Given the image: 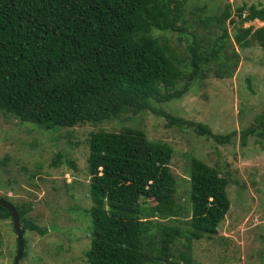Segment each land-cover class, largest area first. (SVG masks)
<instances>
[{
	"label": "trees",
	"instance_id": "obj_1",
	"mask_svg": "<svg viewBox=\"0 0 264 264\" xmlns=\"http://www.w3.org/2000/svg\"><path fill=\"white\" fill-rule=\"evenodd\" d=\"M187 1L0 0V112L57 131L148 110L169 126H196L219 143L230 142L231 135L214 134L208 125L156 104L183 98L211 72L232 77L240 56L227 51L229 24H241L234 41L240 48L253 39L264 48V26L253 34L251 27H242L250 20L264 21V7L252 5L245 16V8L238 7L233 17L227 5L205 16L207 5L180 11ZM193 23L216 29L210 47L200 44ZM154 31L192 37L188 57ZM256 133L254 127L242 131L243 145ZM258 133L264 135V129ZM87 141L92 237L87 263L193 264L191 244L217 233L230 210L231 178L192 157L188 202L183 203L176 197L169 144L150 141L143 130L130 127L98 129ZM14 207L24 235L46 232L28 217L31 205ZM2 219L12 216L0 205ZM180 240L184 250L177 245ZM23 241L26 247L24 236ZM1 246L0 231V254ZM26 255L25 250L22 259Z\"/></svg>",
	"mask_w": 264,
	"mask_h": 264
},
{
	"label": "rangeland",
	"instance_id": "obj_2",
	"mask_svg": "<svg viewBox=\"0 0 264 264\" xmlns=\"http://www.w3.org/2000/svg\"><path fill=\"white\" fill-rule=\"evenodd\" d=\"M206 5L205 16L220 13L230 5L235 17L238 7L245 8V16L252 5L264 7V0H189L180 11L189 13ZM189 18L193 22L195 15ZM263 26L260 19L242 24L245 29L251 27L252 34ZM238 27L241 24H229L231 42L227 51L235 50L240 56L232 77L221 79L211 72L183 98L156 104L176 117L208 125L214 134L231 135L228 143L215 141L196 126H169L164 117L148 110L102 124L83 123L57 131L0 112V197L14 205H31L28 217L46 229L43 234L25 232L27 255L20 264H88L85 254L92 237L87 139L98 129L118 132L126 127L141 129L150 141L172 147L170 169L177 179L176 197L183 203L188 202L192 157L231 178L230 210L217 233L191 244L193 264H264V135L258 133L264 129V48L254 39L240 48L234 42ZM192 30L206 48L217 36L216 29L194 23ZM154 34L169 40L188 57L185 52L192 37L179 38L176 31ZM182 85L183 81L178 87ZM249 127L256 128L257 133L248 136L243 145L242 131ZM59 152L60 159L56 157ZM75 206L78 209L74 211ZM0 231V264H14L18 239L12 219L0 220ZM183 240L177 242L181 250L185 249Z\"/></svg>",
	"mask_w": 264,
	"mask_h": 264
},
{
	"label": "water",
	"instance_id": "obj_3",
	"mask_svg": "<svg viewBox=\"0 0 264 264\" xmlns=\"http://www.w3.org/2000/svg\"><path fill=\"white\" fill-rule=\"evenodd\" d=\"M0 205L6 208L12 216L13 225L17 233V239H18V251H17V256L15 258L14 264H20V261L25 251V245L23 241L24 229L20 224L19 214L13 204L1 198H0Z\"/></svg>",
	"mask_w": 264,
	"mask_h": 264
}]
</instances>
